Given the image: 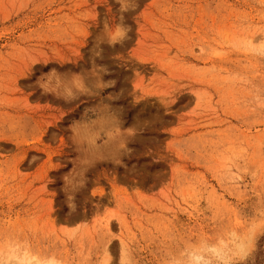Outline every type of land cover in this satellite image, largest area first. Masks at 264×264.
I'll return each instance as SVG.
<instances>
[{
    "label": "rangeland",
    "instance_id": "rangeland-1",
    "mask_svg": "<svg viewBox=\"0 0 264 264\" xmlns=\"http://www.w3.org/2000/svg\"><path fill=\"white\" fill-rule=\"evenodd\" d=\"M29 261L264 264V0H0V264Z\"/></svg>",
    "mask_w": 264,
    "mask_h": 264
},
{
    "label": "bare ground",
    "instance_id": "bare-ground-1",
    "mask_svg": "<svg viewBox=\"0 0 264 264\" xmlns=\"http://www.w3.org/2000/svg\"><path fill=\"white\" fill-rule=\"evenodd\" d=\"M25 264H31V262L29 261V262H27V263H25ZM36 264H38V262H37Z\"/></svg>",
    "mask_w": 264,
    "mask_h": 264
},
{
    "label": "clouds",
    "instance_id": "clouds-1",
    "mask_svg": "<svg viewBox=\"0 0 264 264\" xmlns=\"http://www.w3.org/2000/svg\"><path fill=\"white\" fill-rule=\"evenodd\" d=\"M129 31H130V29H129Z\"/></svg>",
    "mask_w": 264,
    "mask_h": 264
}]
</instances>
